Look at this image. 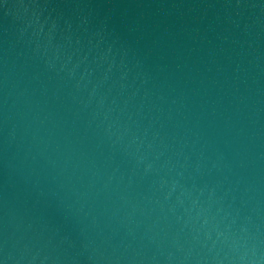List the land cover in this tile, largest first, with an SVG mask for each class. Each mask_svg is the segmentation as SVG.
<instances>
[{
  "label": "water",
  "instance_id": "1",
  "mask_svg": "<svg viewBox=\"0 0 264 264\" xmlns=\"http://www.w3.org/2000/svg\"><path fill=\"white\" fill-rule=\"evenodd\" d=\"M0 264H264V0H0Z\"/></svg>",
  "mask_w": 264,
  "mask_h": 264
}]
</instances>
